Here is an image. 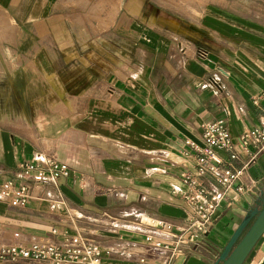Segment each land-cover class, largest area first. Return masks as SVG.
Here are the masks:
<instances>
[{"label":"crops","instance_id":"crops-1","mask_svg":"<svg viewBox=\"0 0 264 264\" xmlns=\"http://www.w3.org/2000/svg\"><path fill=\"white\" fill-rule=\"evenodd\" d=\"M146 3L127 0L109 28L114 38L100 39L102 53L95 41L51 37L40 20L22 27L33 37L17 40L8 34L13 26L3 28L0 185L38 155L53 156L71 176L60 182L56 211L42 202H0V247L80 236L134 254H111L103 264H214L262 204L264 153L251 144L247 153L237 148L245 162L255 156L240 182L244 193L227 194L208 234L175 247L163 228L194 233L182 176L194 174L197 153L187 143L202 146L201 125L224 121L236 143L264 127L253 105L264 93V0L183 12ZM244 264H264V235Z\"/></svg>","mask_w":264,"mask_h":264},{"label":"built area","instance_id":"built-area-1","mask_svg":"<svg viewBox=\"0 0 264 264\" xmlns=\"http://www.w3.org/2000/svg\"><path fill=\"white\" fill-rule=\"evenodd\" d=\"M264 93L253 100V105L263 113ZM202 146L187 143L197 153L193 175L182 176L185 192L182 200L185 204L186 220L194 233H188L186 227L163 228L174 239V246L185 242H193L199 235H206L213 226L214 218L227 194L234 191L237 195L244 193L240 184L253 163V158L243 161L242 152L247 153L249 145L258 147V153H264V127L254 129L241 135L238 142L230 136L224 121L201 125ZM223 154L224 157L220 156ZM71 171L59 163L53 156L38 155L30 162L19 164L11 180L0 185V202L10 207H25L30 202L45 203L50 211H56L62 205L60 182L68 180ZM53 190L55 198L50 197ZM147 243L150 239L145 240ZM169 245L156 244L152 249L170 250ZM121 247L104 250L99 245L80 236H72L60 242L49 239H33L25 243H17L0 247V260L8 262L22 260L29 264H103L104 257L111 254H134ZM138 264H147L144 258Z\"/></svg>","mask_w":264,"mask_h":264},{"label":"rangeland","instance_id":"rangeland-1","mask_svg":"<svg viewBox=\"0 0 264 264\" xmlns=\"http://www.w3.org/2000/svg\"><path fill=\"white\" fill-rule=\"evenodd\" d=\"M149 1L162 6L165 10L181 12L184 8L196 9L216 3L229 7L231 2V0H146L147 5L150 4ZM126 2L127 0H0V38L6 36L3 28L9 27L8 24L13 26L8 33L12 38L18 40L27 37L29 32L33 37L35 32L24 28H27V23L30 22L32 26L40 20L41 23L49 24L53 28L49 34L51 37L77 38L84 45L87 40L89 43L95 41L98 46H93L94 49L102 53L99 47L102 43L100 39L114 38L115 30L109 31V28L118 21L119 11ZM248 3L249 0H238V4L243 6ZM2 8L6 9L8 14ZM59 25L62 29H55Z\"/></svg>","mask_w":264,"mask_h":264},{"label":"water","instance_id":"water-1","mask_svg":"<svg viewBox=\"0 0 264 264\" xmlns=\"http://www.w3.org/2000/svg\"><path fill=\"white\" fill-rule=\"evenodd\" d=\"M261 201V209H253L244 217L214 264H244L264 235V196Z\"/></svg>","mask_w":264,"mask_h":264},{"label":"trees","instance_id":"trees-1","mask_svg":"<svg viewBox=\"0 0 264 264\" xmlns=\"http://www.w3.org/2000/svg\"><path fill=\"white\" fill-rule=\"evenodd\" d=\"M260 200H261V198H260ZM253 209H261V204H259V202H257Z\"/></svg>","mask_w":264,"mask_h":264},{"label":"bare ground","instance_id":"bare-ground-1","mask_svg":"<svg viewBox=\"0 0 264 264\" xmlns=\"http://www.w3.org/2000/svg\"><path fill=\"white\" fill-rule=\"evenodd\" d=\"M3 12H4V11H3ZM3 12L1 11L2 14H5V12H4V13H3ZM10 26H11V24H10Z\"/></svg>","mask_w":264,"mask_h":264}]
</instances>
